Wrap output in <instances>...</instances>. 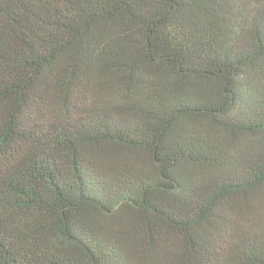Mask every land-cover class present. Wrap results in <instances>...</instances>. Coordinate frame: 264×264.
<instances>
[{
	"label": "trees",
	"instance_id": "16d2710c",
	"mask_svg": "<svg viewBox=\"0 0 264 264\" xmlns=\"http://www.w3.org/2000/svg\"><path fill=\"white\" fill-rule=\"evenodd\" d=\"M0 264H264V0H0Z\"/></svg>",
	"mask_w": 264,
	"mask_h": 264
}]
</instances>
